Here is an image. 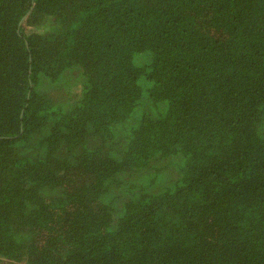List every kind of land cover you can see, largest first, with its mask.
Returning a JSON list of instances; mask_svg holds the SVG:
<instances>
[{"label":"trees","instance_id":"16d2710c","mask_svg":"<svg viewBox=\"0 0 264 264\" xmlns=\"http://www.w3.org/2000/svg\"><path fill=\"white\" fill-rule=\"evenodd\" d=\"M0 264H264V0H0Z\"/></svg>","mask_w":264,"mask_h":264}]
</instances>
